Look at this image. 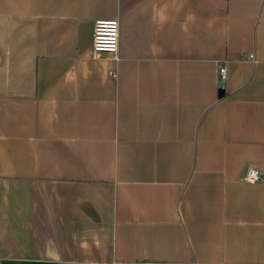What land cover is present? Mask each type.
Here are the masks:
<instances>
[{
  "label": "crops",
  "instance_id": "0c3cea01",
  "mask_svg": "<svg viewBox=\"0 0 264 264\" xmlns=\"http://www.w3.org/2000/svg\"><path fill=\"white\" fill-rule=\"evenodd\" d=\"M0 264H264V0H0Z\"/></svg>",
  "mask_w": 264,
  "mask_h": 264
},
{
  "label": "built area",
  "instance_id": "2783aa9c",
  "mask_svg": "<svg viewBox=\"0 0 264 264\" xmlns=\"http://www.w3.org/2000/svg\"><path fill=\"white\" fill-rule=\"evenodd\" d=\"M118 30V22L115 19L96 20L92 32V56H95L99 52H107L112 54L114 58H117ZM250 57H252V55H250ZM217 71L219 79L223 80L225 78L224 66L219 64ZM261 175L258 169L246 165L243 169L241 179L244 182L253 183L261 180Z\"/></svg>",
  "mask_w": 264,
  "mask_h": 264
},
{
  "label": "water",
  "instance_id": "95a60500",
  "mask_svg": "<svg viewBox=\"0 0 264 264\" xmlns=\"http://www.w3.org/2000/svg\"><path fill=\"white\" fill-rule=\"evenodd\" d=\"M223 94H224V90H223V88H219V89H218V97H219V98L222 97Z\"/></svg>",
  "mask_w": 264,
  "mask_h": 264
}]
</instances>
